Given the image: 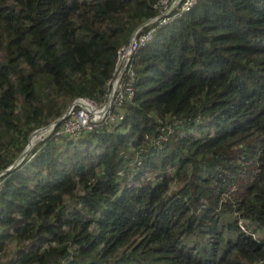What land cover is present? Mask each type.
<instances>
[{
    "label": "trees",
    "instance_id": "1",
    "mask_svg": "<svg viewBox=\"0 0 264 264\" xmlns=\"http://www.w3.org/2000/svg\"><path fill=\"white\" fill-rule=\"evenodd\" d=\"M157 2L0 0V172L75 100H107ZM157 28L115 121L61 122L3 177L0 264H264V0Z\"/></svg>",
    "mask_w": 264,
    "mask_h": 264
},
{
    "label": "built area",
    "instance_id": "2",
    "mask_svg": "<svg viewBox=\"0 0 264 264\" xmlns=\"http://www.w3.org/2000/svg\"><path fill=\"white\" fill-rule=\"evenodd\" d=\"M197 0H158L155 8L158 14L147 20L131 37L128 45L118 51L115 76L110 81L107 100L98 104L88 98L75 100L68 116L63 121L65 134L80 136L84 131L91 130L96 124L115 121L112 114L114 105H121L123 101L134 94L133 84L136 72L132 61L140 47L146 46L153 38L157 27L166 25L190 10ZM4 172L0 173V190L4 184Z\"/></svg>",
    "mask_w": 264,
    "mask_h": 264
},
{
    "label": "water",
    "instance_id": "3",
    "mask_svg": "<svg viewBox=\"0 0 264 264\" xmlns=\"http://www.w3.org/2000/svg\"><path fill=\"white\" fill-rule=\"evenodd\" d=\"M72 106L73 105H71L70 106V108H69V110L67 111V114L63 117V118H60V119H58L57 121H55V123H53V124H51V125H49V126H46V127H43V128H41V129H44V128H53L55 125H58L68 114H69V112H70V110H71V108H72ZM41 129H38V130H36V131H34V132H32L31 133V135L33 134V133H35V132H37V131H39V130H41ZM30 135V136H31ZM29 141H30V139H29ZM28 147H29V145H27V147L25 148V150L22 152V154L20 155V157L17 159V161L11 166V167H9L6 171H5V173H8L9 171H11V170H13V169H15L27 156H28V154L30 153V151L31 150H29L28 149Z\"/></svg>",
    "mask_w": 264,
    "mask_h": 264
},
{
    "label": "rangeland",
    "instance_id": "4",
    "mask_svg": "<svg viewBox=\"0 0 264 264\" xmlns=\"http://www.w3.org/2000/svg\"><path fill=\"white\" fill-rule=\"evenodd\" d=\"M42 130V129H41ZM51 133H50V130H49V133L48 134H45V135H42V136H40V135H31V137L33 138V140H35V139H37V143H39L40 141H42V140H44L47 136H49ZM30 137V141H31V138ZM36 143V144H37ZM29 145V144H28ZM34 148V147H33ZM32 148V149H33ZM31 149V150H32ZM31 152V151H30ZM249 230V229H248ZM256 230V235L259 237V238H263L264 237V231L263 230H261L260 228H258V229H255Z\"/></svg>",
    "mask_w": 264,
    "mask_h": 264
},
{
    "label": "bare ground",
    "instance_id": "5",
    "mask_svg": "<svg viewBox=\"0 0 264 264\" xmlns=\"http://www.w3.org/2000/svg\"><path fill=\"white\" fill-rule=\"evenodd\" d=\"M49 130L51 131V129H49V128H44L42 130H39V131L33 133V135H36L37 134V135L42 136V135L48 134L49 133ZM37 142H38L37 139L33 140V138H32L31 141H29V147H28V149L31 150L36 145Z\"/></svg>",
    "mask_w": 264,
    "mask_h": 264
},
{
    "label": "clouds",
    "instance_id": "6",
    "mask_svg": "<svg viewBox=\"0 0 264 264\" xmlns=\"http://www.w3.org/2000/svg\"><path fill=\"white\" fill-rule=\"evenodd\" d=\"M148 20H149V19H148ZM146 21H147V20H146ZM146 21H145V22H146ZM145 22H143L140 26H142ZM140 26H139V27H140ZM139 27H138V28H139ZM138 28H137V29H138ZM137 29H136V30H137ZM136 30H135V31H136ZM135 31H134V33L132 34V36L135 34ZM132 36H131V37H132ZM74 102H75V101H74ZM74 102H73L71 105H74ZM69 108H70V107H69ZM69 108H68V110H69ZM68 110H67V111H68ZM66 114H67V112H66L61 118H63ZM67 116H68V115H67ZM67 116H66V117H67ZM66 117H65V118H66ZM65 118H64L61 122H63V121L65 120ZM59 119H60V118H59ZM57 120H58V119H57ZM57 120H56V121H57ZM61 122H60L58 125H60ZM53 123H55V122H53ZM53 123H52V124H53ZM50 125H51V124H50ZM58 125H55L53 128H50V129H51L50 133H52V132L54 131V129H55ZM48 126H49V125H48ZM45 127H46V126H45ZM40 129H41V128H40ZM37 130H38V129H37ZM35 131H36V130H35ZM30 137H31V136H30ZM34 147H35V146H34ZM31 151H32V150H31ZM3 172H4V176H5L6 173H5V171H3ZM0 173H1V172H0ZM242 225H243V228L245 229L244 224H242Z\"/></svg>",
    "mask_w": 264,
    "mask_h": 264
}]
</instances>
